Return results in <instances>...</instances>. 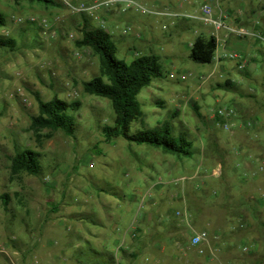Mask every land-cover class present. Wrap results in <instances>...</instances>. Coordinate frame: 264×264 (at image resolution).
Here are the masks:
<instances>
[{"label":"rangeland","instance_id":"rangeland-1","mask_svg":"<svg viewBox=\"0 0 264 264\" xmlns=\"http://www.w3.org/2000/svg\"><path fill=\"white\" fill-rule=\"evenodd\" d=\"M138 1L149 10L192 15L208 3L215 14L223 10L230 23L262 38H233L227 52L241 59L197 64L189 54L198 22L122 12L157 24L162 42L154 54L163 77L139 100L147 128L167 122L176 135L187 132L194 142V157L177 158L150 146L130 147L122 139L104 141L101 129L114 112L110 101L84 92L83 84L100 75V60L76 44L82 18L60 5L0 0L7 21L0 37L17 43L15 52L0 47V264H108L109 254L115 264H264V31L253 22L264 11V0ZM115 10L90 20L94 27L107 21L118 49L115 58L130 63L149 55L127 43L134 33L123 35L124 23L109 25L106 15ZM30 17L47 19L58 38L28 23ZM179 21L190 23L191 31L180 30ZM227 81L232 89L219 87ZM54 97L80 105L72 138L56 132L46 139L48 131L32 129L39 101ZM220 108L237 110L235 134L215 125ZM26 149L39 155L42 176L13 174V158ZM250 200L251 208H240ZM146 213L159 223L153 226L156 234L142 229L133 239ZM203 229L218 240L212 248L190 247L193 230Z\"/></svg>","mask_w":264,"mask_h":264},{"label":"trees","instance_id":"trees-1","mask_svg":"<svg viewBox=\"0 0 264 264\" xmlns=\"http://www.w3.org/2000/svg\"><path fill=\"white\" fill-rule=\"evenodd\" d=\"M27 1L48 7L62 6L57 0ZM78 17L82 18L83 22L80 25L81 38L76 42L77 46L91 49L100 60V75L94 76L83 84L84 92L110 101L114 112L110 123L101 129L104 141L110 143L122 139L130 147L133 145L150 146L177 158L194 157L196 149L187 132L176 135L167 122L160 123L156 128H147L144 124L146 115L139 95L155 80L163 77L160 57L150 53L138 57L130 63L117 60L115 55L118 49L107 26V30L102 28L100 23L94 27L91 24L94 19L84 14ZM6 25V18L0 13V27L4 28ZM34 30L36 31V29ZM0 47L15 52L17 43L13 38L0 37ZM216 51L217 39L214 36L210 38L199 36L190 47L189 59L197 64H212L215 61ZM219 87L232 89L233 85L227 81L224 86L220 85ZM79 106L77 102L68 103L58 97H54L46 103L39 101V115L33 119L32 129L36 133L48 131V134L44 136L46 139L52 138L53 133L56 132H62L72 138L77 127L74 113L79 109ZM198 116L202 118L200 113ZM133 127L136 128L135 131L132 130ZM212 145L217 147L216 142H212ZM11 169L15 175L27 174L34 177L42 176L44 171L39 155L29 149L15 155ZM228 192L229 190L226 189L224 193L226 202L230 200ZM3 198L8 197L6 195ZM253 203V200L243 202L240 204V208L243 206L251 208ZM238 217L241 218L242 215L238 214ZM105 262L115 264L116 258L113 254H109Z\"/></svg>","mask_w":264,"mask_h":264},{"label":"built area","instance_id":"built-area-1","mask_svg":"<svg viewBox=\"0 0 264 264\" xmlns=\"http://www.w3.org/2000/svg\"><path fill=\"white\" fill-rule=\"evenodd\" d=\"M59 3L72 15H87L92 19H100L99 15L101 12L108 13V11L112 9L120 10L121 12L134 10L135 12L141 14H154L158 16H163L170 19L180 20V19H192L198 23H201L205 26L212 27L216 32L225 31L228 34L235 36L238 39H246L248 37H256L262 38L258 36L256 33L249 31L245 27H241L238 25L228 24L229 15L220 10L218 14H215L213 6L211 4L205 3L202 5L200 9V14L192 15V14H182L178 12H173L167 9L161 11H153L149 10L145 5L141 4L138 0H101V1H91V2H73L72 0H58ZM19 22H23V20L19 19ZM30 24H36L40 26L45 35H49L51 39L58 38V32H51L52 25L49 23L47 19H37L35 17H30L27 20ZM172 25H175V21L172 22ZM100 26L107 30L106 22L101 21ZM168 28L165 27L164 30ZM133 30L128 27L123 30V35L129 36L133 35ZM69 39H75V35L68 34ZM191 47V46H190ZM76 56L80 57V53H76ZM226 58L231 59H241L239 55H228ZM242 65H239V69H243ZM236 117L237 110L234 108H225L218 109L215 112L214 123L218 128L224 129L226 132L230 134H235V125H236ZM248 126H252L248 124ZM263 170V168H261ZM221 168L217 169L213 172L215 176L220 175ZM178 214V213H177ZM179 215V214H178ZM133 239L138 238L137 233L132 234ZM219 236L212 235L210 231L203 229L199 231L193 230V236L190 240V247L192 248H212V244L218 240ZM213 255V254H212ZM214 256V255H213Z\"/></svg>","mask_w":264,"mask_h":264},{"label":"crops","instance_id":"crops-1","mask_svg":"<svg viewBox=\"0 0 264 264\" xmlns=\"http://www.w3.org/2000/svg\"><path fill=\"white\" fill-rule=\"evenodd\" d=\"M117 11L118 10L111 11L108 15H106V17L108 18L109 25L111 27H113L115 24L121 25V23H124L128 27L131 26L133 29V32H134V36L129 37V40L127 41V43H129L130 46H132L135 51H138V50L143 51L144 50L145 52H147L149 54L154 53V50L158 47L159 43L162 42L161 37L157 32V26H156L157 24L154 25L153 22L139 20L133 16H130L127 13H122V12H117ZM185 13L192 14V12H185ZM261 18H262V20H261ZM253 20H254L253 21L254 24L260 25V27L262 28L261 31L263 32L264 31V11L254 15ZM105 22H107V21L105 20ZM227 22H228V24L233 25L232 23L229 22V20ZM195 25H197L195 28L196 33L198 34L197 37L204 36L206 38H210V37L214 36L217 39V51L221 50L223 53L221 55L217 54L218 56L215 59L216 64L221 63L223 60L229 59V58H226V56H228V55H235L233 53L227 52V49L230 46L233 38H235L237 40H243V39H238L235 36H232L225 31L216 32L212 27L205 26L201 23H195ZM178 28H180V30H183V31H185V30L191 31L190 23H186L184 21L178 22ZM111 33L113 35V32H111ZM195 40H194V42H195ZM194 42H192V43H194ZM192 43H191V45H192ZM217 51H216V53H217ZM236 55H238V54H236ZM240 65H242L244 67V70L246 69V66L244 63H241ZM143 154L148 155L149 153L144 151ZM154 225H156V226L159 225L158 221L153 216V214L146 213L143 216V218L141 219V221L139 222V225H138L137 229H135L134 233H138L139 236H141L142 235V229H144V230L147 229L149 234L153 233V232L155 233V231L153 229ZM101 226L105 227L104 225H102V223H101ZM175 228H176L175 230L179 231V232H181V230L183 229V227H181V225H179V224H177ZM208 259H210L209 256H207V260Z\"/></svg>","mask_w":264,"mask_h":264}]
</instances>
